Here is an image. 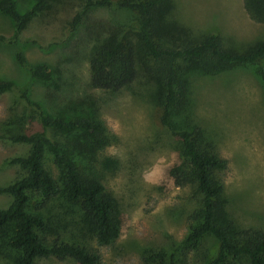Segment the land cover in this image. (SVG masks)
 I'll use <instances>...</instances> for the list:
<instances>
[{
	"label": "rangeland",
	"instance_id": "374dc122",
	"mask_svg": "<svg viewBox=\"0 0 264 264\" xmlns=\"http://www.w3.org/2000/svg\"><path fill=\"white\" fill-rule=\"evenodd\" d=\"M1 1V0H0ZM23 12L31 0H15ZM164 21L175 24L192 37L216 34L224 48L244 51L264 41V24L250 19L242 0H167ZM84 12L89 21L107 20L125 31L135 26V13L115 5L85 9L84 0H48L19 31L14 20L0 11V79L14 83L0 93V187L22 174L10 160L24 156L28 145L8 139L34 129L37 111L18 99L26 89L30 100L50 113L96 115L104 125L107 144L102 149L77 151L78 170L96 177L116 202L114 219L120 230L114 242L97 245L76 205L57 195L30 209L48 221L62 237L85 243L100 255V264H140L148 249H169L186 232L187 216L194 208L187 188L173 185L166 169L178 152V142L156 117L157 88L139 75L119 90L87 85L89 48L80 40L84 22L72 32L73 17ZM21 52L27 63H44L57 70L46 86L29 77L14 60ZM256 64L236 65L215 75L193 72L188 76L191 97L188 115L179 113L173 122L200 125L213 139L224 170L216 173L223 185L227 211L242 226L264 229V91ZM188 118V119H187ZM44 167L60 187V174L47 155ZM10 197L0 193V208ZM214 252L212 239L203 242ZM36 264H74L52 256Z\"/></svg>",
	"mask_w": 264,
	"mask_h": 264
},
{
	"label": "trees",
	"instance_id": "16d2710c",
	"mask_svg": "<svg viewBox=\"0 0 264 264\" xmlns=\"http://www.w3.org/2000/svg\"><path fill=\"white\" fill-rule=\"evenodd\" d=\"M47 1L31 0L20 12L15 0H1L0 11L14 20L19 32ZM111 5L133 11L135 26L125 31L107 20L89 21L84 12L73 17L72 32L84 22L80 40L89 48L87 85L116 91L139 75L155 85L157 120L178 142L177 156L166 175L174 186L186 187L194 202L183 237L169 249L145 250L140 264H264V229L242 226L227 211L223 185L216 177L225 169L226 160L219 156L215 142L202 126L188 120L178 126L172 120L179 113L188 115L191 73L215 75L236 65L256 64L264 58V41L238 52L224 48L213 33L192 37L187 30L164 21L170 9L167 0H84L85 9ZM242 7L250 19L264 24V0H242ZM14 60L31 79L52 84L57 70L44 63L29 64L19 51ZM258 75L264 91L263 67L259 66ZM12 88V81L0 79V93ZM17 93L18 99L37 111V118L32 131L8 137L27 144L28 150L10 160L22 174L0 187V193L10 197L0 208V264H36L48 256L74 264H100L95 249L62 237L30 205L33 198L42 207L60 195L65 203L79 208L81 221L97 245L114 242L120 230L114 219L116 202L100 180L78 170L74 159L79 154L75 150H97L107 144L104 125L96 115L50 113L30 100L26 89ZM45 155L60 174V187L44 167ZM207 238L216 243L214 252L204 248Z\"/></svg>",
	"mask_w": 264,
	"mask_h": 264
}]
</instances>
